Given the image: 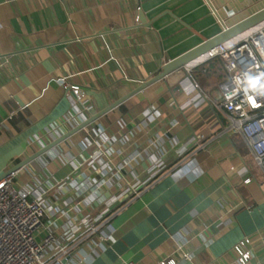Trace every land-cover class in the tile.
<instances>
[{"label":"crops","instance_id":"obj_1","mask_svg":"<svg viewBox=\"0 0 264 264\" xmlns=\"http://www.w3.org/2000/svg\"><path fill=\"white\" fill-rule=\"evenodd\" d=\"M222 28L207 0H0V174ZM189 65L197 89L177 69L18 169L16 186L68 210L58 223L108 208L114 240L83 264H240L246 235L245 264H264V171L213 104L223 60Z\"/></svg>","mask_w":264,"mask_h":264},{"label":"built area","instance_id":"obj_2","mask_svg":"<svg viewBox=\"0 0 264 264\" xmlns=\"http://www.w3.org/2000/svg\"><path fill=\"white\" fill-rule=\"evenodd\" d=\"M135 20L139 22L138 14ZM207 55L219 56L227 74L219 84V98L213 102L227 117L223 132L241 133L264 171V23L232 43L216 44ZM191 68L186 64L183 70L187 73ZM188 74L183 77L186 83L181 79L180 84L189 92L197 89L198 84ZM59 79L82 101L79 115L90 113L84 90L77 84H67L65 77ZM20 168L0 174V264H83L114 240L107 226V207L97 215L86 213L69 223H58L57 218L65 216L68 210L50 206L44 199L45 191L16 186L15 177ZM249 180L248 176L244 178L246 182ZM61 183V180L54 182L51 187L59 189ZM95 183L98 188L104 181ZM125 190L135 191L129 185L122 191ZM252 239L246 235L232 245L240 264L247 263L252 255ZM182 256L189 258L188 251ZM175 263L171 257L158 264Z\"/></svg>","mask_w":264,"mask_h":264},{"label":"water","instance_id":"obj_3","mask_svg":"<svg viewBox=\"0 0 264 264\" xmlns=\"http://www.w3.org/2000/svg\"><path fill=\"white\" fill-rule=\"evenodd\" d=\"M213 11L217 14L222 22L223 28L215 35L204 39L199 44L188 49L184 53L169 59L162 65V69L155 75L142 80L134 89L116 99L114 102L107 105L95 114L90 115L87 119L79 122L74 127L68 129L61 135L55 137L48 143L41 146L38 150L24 157L19 162L12 165L4 171L5 174L11 170L17 169L31 161L36 156L47 151L58 142L68 137L72 133L84 127L86 124L103 114L106 110L114 107L117 103L124 100L131 94L139 91L149 83L165 78L171 72L177 69H183L184 65L190 64L196 59L206 56L209 50L218 43L229 41L230 39L243 35L258 25L264 23V0H207ZM178 86V85H177Z\"/></svg>","mask_w":264,"mask_h":264},{"label":"rangeland","instance_id":"obj_4","mask_svg":"<svg viewBox=\"0 0 264 264\" xmlns=\"http://www.w3.org/2000/svg\"><path fill=\"white\" fill-rule=\"evenodd\" d=\"M242 35H239L238 39L241 37Z\"/></svg>","mask_w":264,"mask_h":264}]
</instances>
